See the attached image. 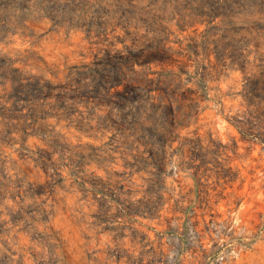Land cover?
<instances>
[{
    "label": "rangeland",
    "instance_id": "rangeland-1",
    "mask_svg": "<svg viewBox=\"0 0 264 264\" xmlns=\"http://www.w3.org/2000/svg\"><path fill=\"white\" fill-rule=\"evenodd\" d=\"M0 264H264V0H0Z\"/></svg>",
    "mask_w": 264,
    "mask_h": 264
},
{
    "label": "trees",
    "instance_id": "trees-1",
    "mask_svg": "<svg viewBox=\"0 0 264 264\" xmlns=\"http://www.w3.org/2000/svg\"><path fill=\"white\" fill-rule=\"evenodd\" d=\"M173 115L176 116V110L173 108Z\"/></svg>",
    "mask_w": 264,
    "mask_h": 264
}]
</instances>
